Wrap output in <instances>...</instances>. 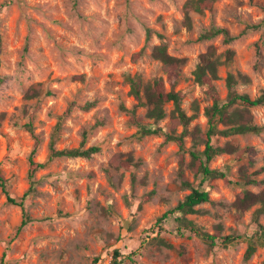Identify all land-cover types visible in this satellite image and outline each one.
<instances>
[{
  "label": "rangeland",
  "instance_id": "374dc122",
  "mask_svg": "<svg viewBox=\"0 0 264 264\" xmlns=\"http://www.w3.org/2000/svg\"><path fill=\"white\" fill-rule=\"evenodd\" d=\"M185 1L0 0V172L9 194L18 199L28 188L33 148V160L47 162L34 172L33 190L24 201L31 221L18 232L21 208L8 203L0 188V264H90L94 256L96 264H109L114 248L122 253L123 264H264V245L243 259L247 237L257 228L251 219L257 205L243 212L231 205L244 187L238 169L247 166V173H252L263 164L264 128L258 134L213 140L220 146L226 141L240 148L251 146L256 152L245 153L241 160L228 153L215 156L209 166L228 170L231 183L219 178L206 181L210 201L186 215L210 234L219 224L222 235L242 238L208 250L188 231L174 233L176 222L169 218L159 236L170 247L151 240L156 218L190 192L181 181L196 186L197 179L185 164L179 173L176 142L164 143L157 135L136 137L129 110L137 101L124 77L138 76L142 84L161 78L166 91L174 82L184 113L190 115L198 107L197 116L185 127L196 126L201 132L207 127L203 110L211 101L194 82L192 71L210 45L221 60L227 49L234 51L231 60L219 65V78L214 80L221 99L227 94L228 72L250 77L248 83L236 84L237 92L254 98L264 91V28L244 30L247 23L264 18V0H215L210 10L189 12V27L182 10ZM212 25L225 28L233 40L224 43L222 35L198 39ZM146 28L152 30L149 39ZM161 43L168 54L186 58L170 81L162 63L152 56V48ZM33 89L37 94L27 97ZM93 100V107H82ZM172 109V101L164 104L166 116L158 124L179 133L183 125L173 124ZM145 110L137 106L135 116ZM250 112L254 124L264 125V105L251 107ZM60 116L55 148L77 147L85 130L84 147L98 145L100 151L89 158L48 161L52 129ZM27 123L39 137L37 145ZM191 144V136H185L184 146ZM118 153H131L140 163L115 168L109 162ZM183 157L187 163L188 153ZM257 177L263 178L264 172ZM263 187L246 186L253 192ZM151 190L150 199L143 201ZM258 220L264 224V215ZM151 228L154 231L147 236Z\"/></svg>",
  "mask_w": 264,
  "mask_h": 264
},
{
  "label": "trees",
  "instance_id": "16d2710c",
  "mask_svg": "<svg viewBox=\"0 0 264 264\" xmlns=\"http://www.w3.org/2000/svg\"><path fill=\"white\" fill-rule=\"evenodd\" d=\"M215 0H186L182 5L185 23L188 27L189 12L194 11L202 13L204 10H210ZM264 28V18L258 23H247L244 30H257L260 27ZM152 30L146 28V39L150 38ZM264 33V29H263ZM160 35V34H158ZM217 35L223 36V42L229 43L233 40V36L223 27L210 26L199 34L198 39H210ZM161 37V35H160ZM234 51L227 49L224 52L225 60H221V54H216L214 46L210 45L205 52L199 54V61L196 63L192 75L193 80L204 91L208 99H210V105L204 107L203 114L206 117L207 127L204 132H201L198 127H194L192 130H187L185 127L192 119L197 116L198 107H194V113L186 115L180 108L181 92L174 90V82L171 83L170 89L165 90L163 80L161 78H154L152 81H147L145 84L141 83L140 78L137 76L126 75L124 80L129 84V92L137 101L136 104L129 110L130 122L136 128L135 135L140 138L145 135H157L163 137V142L174 141L179 148V173L184 170V164L188 170L193 173L194 179H197L196 186H193L191 182L182 180V187L190 189V192L186 194L182 199L178 200L176 205L166 210L162 215L156 218L154 226H156L155 235L151 237L152 241H156L158 245L170 247V244L166 242L159 233L164 229L163 223L172 218L176 222L174 233L183 235L186 231L194 236L200 238L207 246L208 250H212L217 244L227 247L229 244L236 242L237 239L242 238V235L230 233L222 235L220 233L221 225L215 226V232L210 234L199 226L192 219L186 217L187 214L197 213L199 209L195 207L201 203L209 202V191L204 183L210 179L219 178L226 183H231L228 176V170H221L218 168H211L209 166L210 161L217 155L222 153L234 154L236 160H241L245 153L254 154L255 148L251 146H245L240 148L236 144H232L226 141L222 146L217 145L213 140L219 136H229L233 134H258L264 128V125L259 126L253 123V115L250 112V108L257 105H264V91H261L259 95L251 98L247 93H239L235 90V86L238 83H248L250 77L247 74L237 71L236 73L228 72L225 76V86L227 88V94L224 99H221L218 90L214 84V80L218 79L217 74L219 65L223 62L231 60ZM139 54H135L137 57ZM152 56L162 63V68L167 75V80L170 81L172 76H176L179 71V67L186 62L184 57H175L167 53L165 44L161 43L155 45L152 48ZM30 94H26L27 97H32L37 94L36 90H30ZM168 101H172L173 109L171 110L169 117L174 125L182 124L183 129L176 133L175 128L166 131L158 122L166 116L164 110V104ZM96 101L86 102L82 107L88 109L95 105ZM137 106L145 107V114L135 116V108ZM69 108H67V113ZM151 119V121H144V119ZM60 118L52 129L51 139L49 142L48 161L54 160L58 157H81L89 158L94 153L100 151L98 145H90L84 147L86 141L87 132H82V139L77 147L73 148H55V143L58 139V132L60 128ZM218 124H221L223 128H218ZM26 127L35 145L38 144L39 137L33 133L31 124L27 123ZM190 135L192 144L189 148L184 146V137ZM203 145L200 149L199 146ZM35 148L32 149L28 156V170L27 176L29 178V186L26 191L17 199L11 196L6 188V181L0 172V188L6 197V201L10 204L18 205L21 208L22 219L17 227V232L28 222L31 218L26 212L24 207L25 199L31 194L35 181L33 180L34 172L43 168L47 162H37L33 160V153ZM188 153L189 161L184 163V153ZM263 164L255 169L252 173H247V166H241L239 175L241 177L242 190L237 194L236 198L232 202V207L238 211H245L252 206L257 205L252 212L251 219L257 225V228L252 231L251 235H248L246 249L243 254V259H249L255 252L257 246L264 245V224L260 223L258 218L260 214L264 215V187L258 192L250 191L246 188L248 185H264V177L258 178L257 176L264 172V156L262 158ZM110 165L115 168L124 167L129 168L131 165L137 166L140 160H134L131 153H118L111 160ZM253 165L254 162L250 161ZM134 179L132 178V181ZM154 193L153 190L143 195L142 200L147 201ZM154 228L147 229L146 233L149 236ZM219 241V242H218ZM98 256H94L90 264H96ZM124 257L118 248H114L111 252V258L109 264H123Z\"/></svg>",
  "mask_w": 264,
  "mask_h": 264
}]
</instances>
